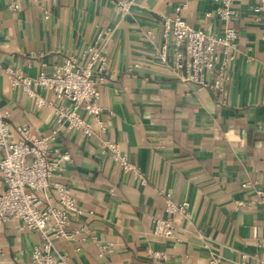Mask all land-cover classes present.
Segmentation results:
<instances>
[{
	"label": "crops",
	"instance_id": "crops-1",
	"mask_svg": "<svg viewBox=\"0 0 264 264\" xmlns=\"http://www.w3.org/2000/svg\"><path fill=\"white\" fill-rule=\"evenodd\" d=\"M133 1L124 13L116 0H0V115L17 138L20 127L39 136L57 131L52 144L72 157L58 178L83 213L68 226L75 238L58 237L56 248L68 264H264V204L257 196L264 190V23L252 0L233 3L238 48L220 92L211 87L216 72L208 86L183 81L172 46L166 62L157 59L165 17L180 14L218 34V3ZM91 47L106 67L104 129L84 109L93 133L70 127L63 114L70 101L38 88L46 100L39 105L11 85L9 67L51 74L67 57L84 63ZM5 189L0 172V193ZM168 194L189 203L187 214L169 213ZM49 199L56 202L54 189ZM168 217L174 235H156L155 220ZM40 239L20 218L4 222L0 264H31Z\"/></svg>",
	"mask_w": 264,
	"mask_h": 264
},
{
	"label": "built area",
	"instance_id": "built-area-1",
	"mask_svg": "<svg viewBox=\"0 0 264 264\" xmlns=\"http://www.w3.org/2000/svg\"><path fill=\"white\" fill-rule=\"evenodd\" d=\"M215 1L218 3L216 15L224 23L223 31L216 34L196 28L180 14L165 17L163 43L157 51V59L166 62L172 46L174 69L184 71L183 81L208 86V74L216 72L211 87L223 92L238 48L237 31L231 25L237 16L233 7L236 0ZM252 1L253 11L264 23V0ZM133 3V0H116L118 9L124 13L131 10ZM101 59L97 48L91 47L84 63L67 57L51 74L41 71L32 77L17 73L10 67L7 71L11 85L21 86L30 95L36 96L39 105L46 104V100L37 92L38 88L49 89L57 97L70 101L71 107L63 109L69 126L92 134L90 123L80 115L79 110L84 109L93 116L101 129L106 127L101 119L104 108L100 103V85L106 73ZM110 114L113 112L110 111ZM19 132L20 136L15 137L11 123L0 115V172L6 185L5 191L0 193V227L11 218H20L40 233L41 239L31 253V264H68L67 255L57 250L55 241L58 237L74 239L75 232L69 231L68 226L73 217L83 213L71 187L58 178L72 157L69 152L52 144L57 131L39 136L30 128L20 127ZM103 144L118 150L110 141ZM122 164L126 168H135L125 159H122ZM51 189L57 193L56 202L49 199ZM165 196L169 213L187 214V201L176 203L169 194ZM257 196L258 202L264 204L263 189L257 190ZM175 228L172 217L158 218L153 231L158 236L171 237ZM258 245L264 248V237L258 240ZM99 248L103 252L108 245L102 244Z\"/></svg>",
	"mask_w": 264,
	"mask_h": 264
}]
</instances>
